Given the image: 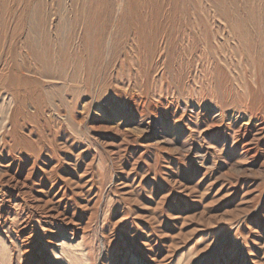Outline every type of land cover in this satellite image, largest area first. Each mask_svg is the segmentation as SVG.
<instances>
[{
  "label": "rangeland",
  "instance_id": "374dc122",
  "mask_svg": "<svg viewBox=\"0 0 264 264\" xmlns=\"http://www.w3.org/2000/svg\"><path fill=\"white\" fill-rule=\"evenodd\" d=\"M124 2L155 16L116 21L100 56L96 0H0L27 101L13 129L0 99V264H264V140L235 133L264 114V80L228 22L264 26V0ZM67 40L76 63L49 78Z\"/></svg>",
  "mask_w": 264,
  "mask_h": 264
},
{
  "label": "bare ground",
  "instance_id": "6f19581e",
  "mask_svg": "<svg viewBox=\"0 0 264 264\" xmlns=\"http://www.w3.org/2000/svg\"><path fill=\"white\" fill-rule=\"evenodd\" d=\"M96 0L98 2L99 8L97 13L98 25H97V39L100 40L97 53L101 56V49L104 44L108 42V36L111 35L113 38V30L112 24L116 23V21L121 22L128 19V14L134 12L137 16L147 19L149 17L152 18L155 13L153 12L154 7L148 4L137 3L131 6L125 5L126 2L124 0ZM161 1V0H160ZM161 3V2H160ZM221 3V1H219ZM10 8V7H9ZM6 8L5 16L11 14L12 18L19 17V11L17 7H11L10 9ZM156 12H162L163 6L157 7ZM117 11V13H115ZM251 13H255V9L251 10ZM26 14V10H25ZM29 16V15H28ZM37 19V10L34 11V21L31 31L29 32L28 36L31 34L33 35V39L35 38V33L37 32V26L39 25V21ZM261 18H256V21H259ZM136 22V20H134ZM147 21V20H146ZM228 21V20H226ZM230 22V26L232 27L234 33H231V40L232 43L235 45V48H239L241 50L240 53L235 55L240 57V63L243 65L251 68L256 75L259 77H263L264 80V26L259 27L258 29L251 28L246 22H244L241 18L238 20L236 19L235 22ZM148 23L153 24V22H145V25ZM260 23V22H259ZM27 25V24H26ZM114 26V25H113ZM7 29L6 23L0 24V41L3 40L5 42L6 37L4 38V31ZM115 29V28H114ZM140 32L142 31V26L136 28ZM147 31V28H145ZM152 30V29H151ZM256 30V31H255ZM24 30L23 26L18 23L16 24L15 29L12 31L13 38L18 37L19 35L23 34ZM10 32V31H9ZM258 33V38L255 39L254 33ZM128 33V32H127ZM27 36V37H28ZM130 37V36H129ZM39 38V37H37ZM87 39V38H86ZM136 39V38H135ZM37 42H42V39H35ZM26 42V41H25ZM103 42V43H102ZM87 43V41H86ZM112 42H109L108 45H111ZM148 43V42H147ZM27 50L29 51L28 61L31 57L32 53L30 51L29 44L25 45ZM261 47L259 54H253L257 48ZM13 51V50H12ZM8 56H4L3 53H0V99H8L10 101H16L15 105L12 106V102L8 104V114L6 118L5 125L8 127L10 125L13 129H16L19 124V121L23 117L24 112H26V103L27 101L21 100L20 95L22 91L20 89V85L22 83V76H23V68L19 64V55L13 51ZM36 53L35 51H33ZM243 52V53H242ZM256 52V51H255ZM74 47L70 42L63 41L60 43V49L57 52V71H48L49 74L46 73V68L52 64L49 60H45V58L41 59L40 62L37 64L41 70L42 74L50 75L49 78H55L54 75L58 73L61 75H65L63 72L67 69L70 65L76 63ZM145 77H148L150 74V70L154 68V60L145 59ZM156 63V62H155ZM40 71V70H39ZM55 71V72H54ZM53 72V73H51ZM39 86V85H38ZM24 88V87H23ZM215 123V119L212 120ZM219 123V122H218ZM250 126H253V131L251 130ZM235 133L239 134H251L249 138H246L245 145L247 147H252V145H256L260 141L264 140V114L263 113H256L253 114L249 120L244 123L243 126L239 127ZM56 211V210H55ZM60 214V213H59ZM53 217V216H52ZM57 217V215H56ZM53 217V218H56Z\"/></svg>",
  "mask_w": 264,
  "mask_h": 264
},
{
  "label": "snow or ice",
  "instance_id": "6c2138e0",
  "mask_svg": "<svg viewBox=\"0 0 264 264\" xmlns=\"http://www.w3.org/2000/svg\"><path fill=\"white\" fill-rule=\"evenodd\" d=\"M125 101L123 99H117L114 96H108L103 98L101 102V106L107 107V108H119L123 106Z\"/></svg>",
  "mask_w": 264,
  "mask_h": 264
}]
</instances>
